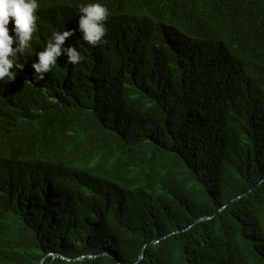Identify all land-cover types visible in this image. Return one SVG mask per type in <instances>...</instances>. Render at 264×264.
<instances>
[{"label": "trees", "instance_id": "16d2710c", "mask_svg": "<svg viewBox=\"0 0 264 264\" xmlns=\"http://www.w3.org/2000/svg\"><path fill=\"white\" fill-rule=\"evenodd\" d=\"M38 4L0 81V264H264V0ZM64 30L83 59L35 80Z\"/></svg>", "mask_w": 264, "mask_h": 264}, {"label": "clouds", "instance_id": "9594fccd", "mask_svg": "<svg viewBox=\"0 0 264 264\" xmlns=\"http://www.w3.org/2000/svg\"><path fill=\"white\" fill-rule=\"evenodd\" d=\"M38 7V0H0V81H11L15 78V59L30 47L33 33L37 30ZM80 12L78 27L84 41L92 46L102 43V38L106 35L104 22L109 14L108 8L99 2H93L81 5ZM72 35L73 30L53 32L43 50L36 53L37 61L32 64L35 80H42L44 74L57 64V58L62 53L72 65L83 59L75 47H63L66 38Z\"/></svg>", "mask_w": 264, "mask_h": 264}, {"label": "water", "instance_id": "95a60500", "mask_svg": "<svg viewBox=\"0 0 264 264\" xmlns=\"http://www.w3.org/2000/svg\"><path fill=\"white\" fill-rule=\"evenodd\" d=\"M207 218V217H206ZM202 219H205V218H201L200 220H202Z\"/></svg>", "mask_w": 264, "mask_h": 264}]
</instances>
